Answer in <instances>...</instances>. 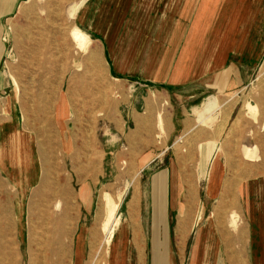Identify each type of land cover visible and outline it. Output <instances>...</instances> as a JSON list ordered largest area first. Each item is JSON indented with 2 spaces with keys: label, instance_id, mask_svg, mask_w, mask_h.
<instances>
[{
  "label": "rangeland",
  "instance_id": "obj_1",
  "mask_svg": "<svg viewBox=\"0 0 264 264\" xmlns=\"http://www.w3.org/2000/svg\"><path fill=\"white\" fill-rule=\"evenodd\" d=\"M199 1L28 0L5 25L7 55L0 73L12 103L0 101V127L11 110L19 134L33 136L32 156L29 150L23 155L36 162L34 176L41 177L44 168L50 178H96L101 197L125 193L114 261L108 255L107 264L119 261L121 222L130 229L124 264H157V255L162 264H264V0H236L241 3L236 17L244 19L248 10L250 21L257 15L251 33L258 57L227 58L242 82L232 90L197 93L193 86L159 78L177 61ZM73 7L78 9L71 15ZM75 27L89 36L90 45H76ZM158 66L164 69L157 72ZM215 98L219 108L203 125L201 113ZM246 103L257 106L255 117L246 113ZM214 142L221 151L200 168L202 149ZM215 161L213 181L207 174ZM159 176L167 184L157 185V197L165 194L167 210L153 225L152 214L141 218L135 203L140 184ZM227 188L231 197L222 196ZM40 194L22 224L13 214L3 227L9 232H0L6 246L0 256L13 264H71L72 224L54 208L43 217ZM186 209L191 214L181 233ZM101 211V233L93 234L85 264L113 250L112 241L105 245L102 206Z\"/></svg>",
  "mask_w": 264,
  "mask_h": 264
},
{
  "label": "crops",
  "instance_id": "obj_2",
  "mask_svg": "<svg viewBox=\"0 0 264 264\" xmlns=\"http://www.w3.org/2000/svg\"><path fill=\"white\" fill-rule=\"evenodd\" d=\"M27 1L0 0V70L7 55L4 39L5 25ZM236 2V0H200L198 2L180 55L175 64L168 69L169 75L160 76L159 80H168V83L178 87L181 85L184 87L193 86L197 93L204 92L209 88L216 91H227L239 86L242 82L241 76H239L240 72L230 65L231 63L227 64V58L231 55H238L254 61L259 55V50L255 42L256 34L251 33V27L254 24L253 21H256L257 15L250 21L251 11L248 10L244 19H241V16L236 17L237 12L241 14V9L239 10L241 3ZM219 6L223 8L211 28V20ZM252 10L254 13L257 12V10ZM163 69L162 66H158L157 72ZM210 74L213 76L212 79L205 82L204 79ZM8 85L0 73V101L8 100V102H4V105L12 103L5 92L9 88ZM9 114V121L7 120L6 124L0 127V153L3 152V158L0 157V232L7 233L8 230L3 227L10 224L13 214L21 218L19 223L22 224L23 215L27 213L28 209H33L31 202L34 201L35 194H38L40 190L43 217L47 215L46 209L50 212L54 208L60 211L59 218L64 216V220L68 222L67 225L72 224L67 229L73 233L72 242L68 246L71 253V264H85L94 248L92 245L93 234L101 233L100 229L104 220L101 211L102 192H99L97 179L66 176L50 178L44 176V168L41 177L34 176L36 162L26 159L27 155H23L25 150H29L32 156L33 136L22 137L16 127V117L14 119L11 110ZM27 143L29 144L27 145ZM16 150L20 152L23 160L15 166L10 154ZM82 165L87 167V164ZM152 182H148L147 185L140 184V195L136 196L135 209L138 204L141 218L146 219L152 214L151 221L154 225L157 223V217L163 216L165 214L163 211L167 210V200L163 198L165 194H159L157 197V185L163 186L167 184V181L159 176L158 180L156 178ZM132 195L126 205L128 213L134 197V194ZM129 232L128 226L121 222V233L118 238L120 258L117 263L114 262L116 264L126 263L127 254L124 240H126L125 235L128 238ZM115 240L112 239L113 250L110 252L112 261H114ZM134 242L139 247L135 238ZM3 247L6 246L0 244V249ZM139 250V263H141L142 249L139 247ZM2 263L13 264V259L9 257L8 260H3L0 256V264Z\"/></svg>",
  "mask_w": 264,
  "mask_h": 264
},
{
  "label": "bare ground",
  "instance_id": "obj_3",
  "mask_svg": "<svg viewBox=\"0 0 264 264\" xmlns=\"http://www.w3.org/2000/svg\"><path fill=\"white\" fill-rule=\"evenodd\" d=\"M77 9H78V7H73L71 10V15H73L77 11ZM71 36L73 38V41L80 48H85L88 45H90L89 36L85 32H83L82 30H80L78 27H75L72 29ZM16 87H17V84H16ZM17 90H18V88H17ZM218 108H219V106H218V102H217L216 98L213 100H209L205 104L204 110L201 113L202 115L200 117V123L203 125L206 124L207 121H209V119L211 118L212 114ZM244 109H246V113L248 115H252L253 117H255L257 115V106L251 105L250 103H246L244 105ZM220 151H221V148L216 144V142H214L211 146L206 145L202 149L201 159H203V160H201V162H200V168H205V166L208 165L206 163L209 161V159L214 154L219 153ZM250 154H251V151L249 149H247L245 152V156L247 158H250L251 157ZM0 157L3 158V152L0 153ZM10 158L12 161L15 162V160L18 161L19 158L21 159V155L18 153V150L12 151L10 154ZM212 161H214V160H212ZM18 162L14 163L15 166L17 165ZM215 164H216V161L213 164L212 163L210 164L211 169L208 171V174H207V175H210V177H212V176L214 177L213 181H215V177H216L215 175H217L216 174L217 173V167L215 166ZM129 173H130V170H129ZM133 176H134V178L132 179V183H133L132 185H134V182L137 181V174H136V176L135 175H133ZM124 194L125 193L122 192V193H120L114 197V196L108 194L107 192H104V194L101 197V206H102L103 212L105 213V216H106V220L104 223V231L107 234V237L105 240L106 246H110V243L113 239V236H114L117 228L120 225V217H118L117 212L120 209V205H121L122 198H123ZM227 194L230 197L232 196V192L229 191L228 188H227V190L226 189L224 190V192L222 193V196H224V195L226 196ZM189 195H190V197L192 195H194L193 191H190ZM245 195L247 196V194H245ZM222 196H221V198H222ZM217 210H218V208L215 209V212H214L215 216L218 215ZM182 212L183 213H182L181 218H180L181 222L178 224V230L181 233L183 232V229L186 227V224H187L189 217H190V214H191V212L188 211V209L183 210ZM200 218H201V213L197 216V220H199ZM233 221H234V223L236 222V217L233 219ZM108 255L110 256V252H109V249H106L103 257L100 260H97L96 256H95L91 264H107L105 259L107 258ZM162 261H163V259L161 258V255H159V256L157 255V264H162Z\"/></svg>",
  "mask_w": 264,
  "mask_h": 264
}]
</instances>
